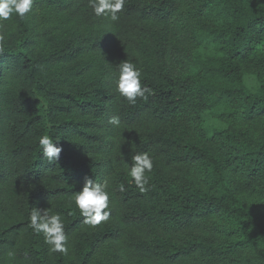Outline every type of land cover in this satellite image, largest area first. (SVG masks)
I'll return each instance as SVG.
<instances>
[{"label":"trees","instance_id":"16d2710c","mask_svg":"<svg viewBox=\"0 0 264 264\" xmlns=\"http://www.w3.org/2000/svg\"><path fill=\"white\" fill-rule=\"evenodd\" d=\"M118 15L35 0L2 22L0 264H264V9L126 0ZM125 60L146 100L116 91ZM44 134L62 148L53 163ZM140 152L154 157L145 192L127 175ZM86 177L111 192L95 227L71 202ZM33 207L63 214L68 255L28 226Z\"/></svg>","mask_w":264,"mask_h":264},{"label":"clouds","instance_id":"9594fccd","mask_svg":"<svg viewBox=\"0 0 264 264\" xmlns=\"http://www.w3.org/2000/svg\"><path fill=\"white\" fill-rule=\"evenodd\" d=\"M35 0H0V22H6L18 16L25 18L30 14ZM126 0H89L93 13L97 17H106L111 21L119 20V15ZM5 37L0 34V53L4 51ZM118 78L115 80L116 91L129 103L135 104L137 98L147 99L146 93L151 94V89L142 84V71L131 60H125L117 66ZM109 123L120 124V118L113 116ZM57 139L52 135L44 134L39 137V146L43 157L53 163L59 159L62 148ZM132 164L128 168L127 175L131 182L141 191L148 190L150 175L154 167V157L148 152H140L131 157ZM120 185V191H123ZM110 188L107 182H96L91 178H85L82 190L75 192L71 202L79 210L84 218L83 223L95 227L102 222H107L111 215ZM36 234H42L44 242L49 245L52 253H69V237L65 232V217L60 212H52L51 209H39L33 207L29 216V225Z\"/></svg>","mask_w":264,"mask_h":264},{"label":"rangeland","instance_id":"374dc122","mask_svg":"<svg viewBox=\"0 0 264 264\" xmlns=\"http://www.w3.org/2000/svg\"><path fill=\"white\" fill-rule=\"evenodd\" d=\"M149 1H157V0H149ZM248 1L255 8H257V9H264V0H248ZM0 34H2L4 37H6V34H7V29H6L5 25L2 22H0ZM175 41H176V39L173 38L172 42L175 43ZM174 67L176 68L177 75H179V76L184 75L183 72L179 68H177L176 66H174ZM260 71L261 72H264V68L261 67L260 68ZM209 123H211L213 125H217L218 124V122L215 121L212 118L209 121Z\"/></svg>","mask_w":264,"mask_h":264}]
</instances>
